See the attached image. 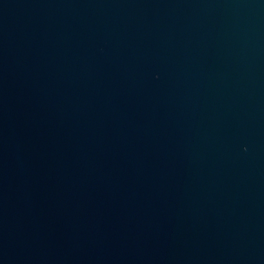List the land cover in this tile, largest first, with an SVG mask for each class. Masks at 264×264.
I'll return each instance as SVG.
<instances>
[{
    "label": "water",
    "instance_id": "obj_1",
    "mask_svg": "<svg viewBox=\"0 0 264 264\" xmlns=\"http://www.w3.org/2000/svg\"><path fill=\"white\" fill-rule=\"evenodd\" d=\"M0 264H264V0H0Z\"/></svg>",
    "mask_w": 264,
    "mask_h": 264
}]
</instances>
